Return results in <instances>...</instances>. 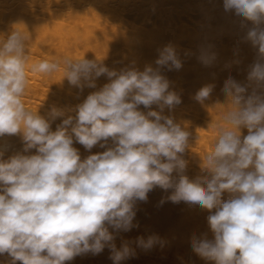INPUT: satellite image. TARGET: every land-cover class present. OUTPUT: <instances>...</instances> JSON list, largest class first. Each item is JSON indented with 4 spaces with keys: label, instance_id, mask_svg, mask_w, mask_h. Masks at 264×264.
<instances>
[{
    "label": "clouds",
    "instance_id": "obj_1",
    "mask_svg": "<svg viewBox=\"0 0 264 264\" xmlns=\"http://www.w3.org/2000/svg\"><path fill=\"white\" fill-rule=\"evenodd\" d=\"M223 7L251 22L245 39L258 55L247 84L231 75L224 81L228 103L220 105L225 111L215 125L218 135L200 158L203 174L194 179L184 158L191 134L164 114L182 103L166 75L183 67L172 45L158 50L156 67L142 71L110 69L85 56L44 59L29 69L28 32L13 29L0 37V137L20 135L23 142V150L7 159L0 150V257L7 254L10 264H65L108 248L113 264L135 258L136 248L128 241L118 248L116 235L139 226L138 203L160 188L171 190L161 206L184 202L209 212L214 239H193L199 257L214 264H264V0H223ZM197 59L211 67L217 54L205 48ZM29 70H62L78 96L96 89L101 76L109 83L78 103L75 115L52 107L44 116L24 103ZM214 88L203 86L194 99L203 103ZM74 144L104 151L82 159ZM164 243L156 234L135 241L145 251Z\"/></svg>",
    "mask_w": 264,
    "mask_h": 264
},
{
    "label": "bare ground",
    "instance_id": "obj_2",
    "mask_svg": "<svg viewBox=\"0 0 264 264\" xmlns=\"http://www.w3.org/2000/svg\"><path fill=\"white\" fill-rule=\"evenodd\" d=\"M251 27V22L242 21L234 11H225L223 0H0V37H6L13 29L28 32L29 69L44 59L85 56L98 59L110 69L135 67L142 71L148 65L156 67L158 50L172 45L183 67L166 75L171 81L170 90L181 95L182 103L171 112L166 108L164 114L172 115L191 134L184 158L188 161L186 174L193 179L203 174L200 158L211 151L218 135L215 125L222 121L223 106L228 103L221 91L224 81L231 75L241 84L248 83L249 67L258 55L245 39ZM205 48L217 54L211 67L197 59ZM63 75L62 70L51 75L27 71L25 106L44 116L52 107L66 116L75 115L78 103L109 83L101 76L96 89L85 88L78 96L79 90L62 80ZM207 84H214L215 88L200 103L194 96ZM141 110L148 111L143 106ZM152 110L159 111L156 105ZM56 123L59 120L52 125L53 130ZM243 135H247L246 129L242 130ZM74 147L79 149L82 159L104 151L99 146L91 152L79 144ZM0 150L5 159L21 152V136L0 137ZM170 191L156 188L150 192L147 202L138 203L134 223L139 226L116 235L114 242L118 248L128 241L137 252L135 258L121 264H214L199 257L191 246L193 239H214L207 223L209 212L184 202L168 201L161 206L160 200ZM152 234L165 241L163 247L157 244L147 251L136 247L137 237ZM80 256L77 264H113L108 248L98 255ZM10 260L5 254L0 257V264H10Z\"/></svg>",
    "mask_w": 264,
    "mask_h": 264
},
{
    "label": "rangeland",
    "instance_id": "obj_3",
    "mask_svg": "<svg viewBox=\"0 0 264 264\" xmlns=\"http://www.w3.org/2000/svg\"><path fill=\"white\" fill-rule=\"evenodd\" d=\"M110 231H111V229H110ZM81 256L79 255V256H76L73 260H71V261H67L69 264L71 263V264H77L78 263V261H79V258H80ZM67 262H65L66 264H67Z\"/></svg>",
    "mask_w": 264,
    "mask_h": 264
}]
</instances>
